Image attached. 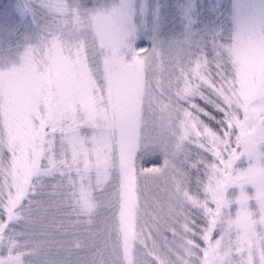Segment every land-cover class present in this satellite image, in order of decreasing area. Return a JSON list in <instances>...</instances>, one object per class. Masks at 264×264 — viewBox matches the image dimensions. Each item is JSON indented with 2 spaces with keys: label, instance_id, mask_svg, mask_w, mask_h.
<instances>
[{
  "label": "snow or ice",
  "instance_id": "obj_1",
  "mask_svg": "<svg viewBox=\"0 0 264 264\" xmlns=\"http://www.w3.org/2000/svg\"><path fill=\"white\" fill-rule=\"evenodd\" d=\"M20 13L0 39V264H264V28L143 47L100 0Z\"/></svg>",
  "mask_w": 264,
  "mask_h": 264
},
{
  "label": "rangeland",
  "instance_id": "obj_2",
  "mask_svg": "<svg viewBox=\"0 0 264 264\" xmlns=\"http://www.w3.org/2000/svg\"><path fill=\"white\" fill-rule=\"evenodd\" d=\"M111 2L110 8L107 4ZM16 3L17 0L0 1V39L5 42L12 38L13 31L30 27L23 16L13 22L14 12L23 15ZM101 4L105 10L121 8L130 12L140 33L136 45L143 47H151L157 40L170 41L189 34L204 39L214 36L231 43L242 29L251 32L264 28V0H213L204 5L202 12L197 0H111ZM172 6L177 10L175 17H170ZM195 13L199 22L193 20ZM201 13H206L205 17L200 18Z\"/></svg>",
  "mask_w": 264,
  "mask_h": 264
},
{
  "label": "trees",
  "instance_id": "obj_3",
  "mask_svg": "<svg viewBox=\"0 0 264 264\" xmlns=\"http://www.w3.org/2000/svg\"><path fill=\"white\" fill-rule=\"evenodd\" d=\"M0 1H6V0H0ZM105 1H111V0H100V2H105ZM213 0H197V3H198V6H199V9L201 10V12H202V10H203V8L205 7V6H207V4L208 3H211ZM17 2L18 3H16V6H17V8H18V10H20V5H21V3L23 2V0H17ZM89 2L91 3L92 2V0H89ZM208 2V3H207ZM111 4H112V2L111 3H109V4H107L108 5V7H110L111 8ZM205 5V6H204ZM105 8V7H104ZM172 10V11H171ZM176 8L174 7V6H172V8H170V17H175L176 16ZM16 13H17V15H19V13L16 11ZM21 14V13H20ZM205 15H206V13H201V15L199 16L200 18H203V17H205ZM14 16V15H13ZM23 15H21V17H22ZM193 20H195L196 22H199V19L196 17V13L193 15ZM16 20H15V18L13 19V22H15ZM209 20H207V22H208ZM6 26V25H5ZM4 26V27H5ZM17 31H19V30H17ZM212 39H214V36H213V38ZM225 40V39H224ZM226 41V40H225Z\"/></svg>",
  "mask_w": 264,
  "mask_h": 264
}]
</instances>
